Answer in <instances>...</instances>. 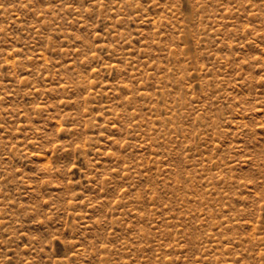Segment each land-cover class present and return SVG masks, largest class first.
<instances>
[{"label":"rangeland","instance_id":"1","mask_svg":"<svg viewBox=\"0 0 264 264\" xmlns=\"http://www.w3.org/2000/svg\"><path fill=\"white\" fill-rule=\"evenodd\" d=\"M0 264H264V0H0Z\"/></svg>","mask_w":264,"mask_h":264}]
</instances>
